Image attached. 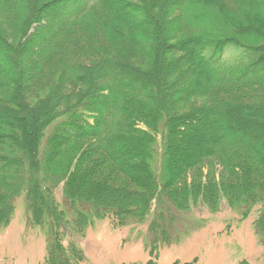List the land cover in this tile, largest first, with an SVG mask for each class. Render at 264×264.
<instances>
[{
	"label": "trees",
	"instance_id": "1",
	"mask_svg": "<svg viewBox=\"0 0 264 264\" xmlns=\"http://www.w3.org/2000/svg\"><path fill=\"white\" fill-rule=\"evenodd\" d=\"M157 1L1 0L5 17L4 26L0 24V228L10 218L14 198L23 193L27 209L40 222L52 220L49 254L55 260L50 264H77L81 259L73 243L63 246L58 230L65 226L81 233L85 213L79 208L88 206L98 216L113 213L118 222L126 216L143 219L152 199L162 194L181 209L193 201L215 211L222 198L231 206L240 205L243 212L251 204H262L256 230L264 236V131L251 136L252 132L220 126L217 137L205 139L210 150L196 158L187 155L192 143L186 138L189 127L209 115L246 124L253 117L264 125V0L249 7L239 0L228 13L215 1L217 6L208 11L220 25L206 30L200 25L208 21L203 14H193L198 24L177 26L164 14L170 0H163L164 6ZM57 3L70 11L62 13L34 52L30 40L38 36L31 29L45 21ZM88 16H95L98 25L105 21L106 30H119L133 46L111 57L105 52L109 47L90 45L83 30L73 31L75 23ZM139 20L150 28L145 36L135 29ZM182 32L184 37L176 41ZM74 34L84 40H76ZM111 36L110 49L121 52L116 36ZM225 49L235 55L224 58ZM136 50L143 64L136 63ZM70 52L77 57L74 62L66 60ZM194 69L201 73L200 82H189L183 93L179 80ZM50 75L52 80L45 82ZM197 85L200 88L192 89ZM41 91H47L45 96H38ZM207 94L223 97L189 111L179 106L190 96ZM158 136L166 178L154 168ZM207 159L206 173L195 171L187 180L188 170ZM118 174L138 190L114 186ZM60 183L65 198L79 204L75 220H65L54 201L53 191Z\"/></svg>",
	"mask_w": 264,
	"mask_h": 264
},
{
	"label": "rangeland",
	"instance_id": "2",
	"mask_svg": "<svg viewBox=\"0 0 264 264\" xmlns=\"http://www.w3.org/2000/svg\"><path fill=\"white\" fill-rule=\"evenodd\" d=\"M9 1L5 0V3ZM215 1L228 13L230 12L229 9L235 10L234 6L239 0H209L208 2L204 1V3L195 0H170L168 1L170 3H165V6L163 0H159L157 3L163 4L166 9L164 14L166 13L167 19L169 21L175 20L177 26L178 22L191 23L192 25L198 24L196 20L198 22L200 20L193 14L195 12L203 14L208 21L200 23V25L202 29L206 30L211 26L220 25L219 21L212 15V12L208 11L217 6ZM241 1L245 4L244 6L248 7L252 6L250 3L255 2V0ZM0 6H3L1 0ZM64 7L59 3L55 4L52 7V11H48L46 17H44L46 20L42 21L43 23L39 22L40 24L36 23L31 29V32L36 33L33 36H38L30 40V43H33L34 52L39 47L40 42H42V38L45 37L44 34L48 35L49 31L53 30L54 25L62 19V13L67 9V11H70L69 7L65 9ZM100 14L101 11L99 10L95 16L100 18ZM95 16L92 18L88 16L86 20L76 22L73 27L74 33L83 30L84 37L90 45L95 46L99 50H105L106 46L109 47V51L105 50V52H108L111 57L118 56L117 54L122 52L124 54L129 50L127 47L133 46L123 39L124 35L119 34V30H106L107 24L105 21L103 24L100 22L98 25ZM132 16L140 20L144 18L143 15L139 17V15L133 14ZM4 17L5 15L0 11V24L2 25ZM121 18H119L120 22H122L121 25H124L125 19ZM140 20L137 22L135 29H139V35L145 36L150 31V28L146 26L147 23L145 25L141 24V22L146 21L140 22ZM126 21L129 22L130 19L128 18ZM111 34L116 36V46L117 49H121V52L116 51L113 53L110 49L113 45ZM184 35V32L177 33L175 36L176 41L184 37ZM257 35L261 36L259 33ZM73 36H76L74 37L76 40L83 39L78 34ZM124 42L126 43L121 44ZM65 45H67L66 42L64 46H61L59 53H61ZM140 45L144 44L141 43ZM39 48L41 49V47ZM138 52V50L135 52L136 63L140 64L139 62H141L143 64ZM59 53L55 59H57ZM64 54L65 52L62 53V56ZM81 55L84 56V54ZM234 55L235 51L233 50L225 49L223 51V57L226 59L232 58ZM76 58L75 54L70 52L66 60L74 62ZM78 60L84 63L88 62L84 57H79ZM23 63L29 65L26 61H23ZM158 74L162 75V72ZM52 78L53 75L47 76L45 82H50ZM199 78H201V73L197 69L189 70L179 80L178 87L182 91L183 89L186 90L183 92L186 93L189 90V87L186 88L189 82L191 84L200 82ZM198 88H200L199 85L192 89L196 90ZM46 93L47 91H41L38 96H45ZM219 96L223 97V94L190 96L188 100L180 102L179 106L189 111L195 105L204 106L211 104L215 99L214 97ZM249 99H252V97H249ZM33 100L34 97L31 96L30 101ZM245 100L248 99L241 101ZM220 126L221 128L227 126L228 128L232 127L245 132H252L251 136H254L256 132L262 133L264 131V125L255 121L253 117H250V122L247 124L242 121H236V119L231 120L217 115L200 117L188 129L186 138L192 144L187 155L190 158H196L204 151H209L210 145H207L205 139L207 137H217L221 131L219 129ZM158 139L159 136L155 145L154 168L157 173L164 174L160 164L161 144L160 139ZM173 143L174 145L177 144V140L175 139ZM207 161L208 159L202 162L197 169L195 167L189 169L187 180H190L191 174H194L195 171H201L202 174L206 173L207 167L205 164H207ZM214 173L218 180L220 176L219 169L216 166ZM165 176L166 174L163 175V177ZM113 184L114 186L126 184L129 189L138 190L133 183L127 184V180L121 174L117 175ZM24 196L22 193L14 198L10 218L0 228V264H50L55 260L54 255L49 254V238H52L50 229L53 227L52 220L47 219L49 225L45 221L40 222V219L27 209ZM53 197L58 209L64 213L65 220H75L78 214L75 209L78 208L79 204L74 206L70 200L65 198L62 193V183L55 187ZM190 202L188 209H181L162 194L161 197L158 196L157 199H152V207L143 219L130 217L129 219L126 216L123 222H118L113 213H98L100 215L98 216L96 215L97 212L90 210L88 206L86 209L79 208L85 213L80 218L81 233L76 234L73 230L71 231L69 228L61 226L62 228L58 229L60 233H63L61 242L64 247L68 248L69 244L73 243L77 246V249L81 250L82 257L77 264H264V236L261 237L256 230V221L260 216V212H262L260 209L262 204H251L252 206L243 212L242 210L244 209L240 205L235 206L234 204L231 206L223 198L219 209L215 211L200 202ZM58 252H60V249Z\"/></svg>",
	"mask_w": 264,
	"mask_h": 264
}]
</instances>
